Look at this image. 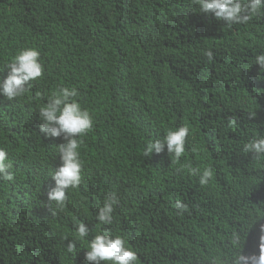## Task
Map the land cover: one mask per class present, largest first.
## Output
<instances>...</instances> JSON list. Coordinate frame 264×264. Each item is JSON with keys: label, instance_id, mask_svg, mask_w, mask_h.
<instances>
[{"label": "trees", "instance_id": "obj_1", "mask_svg": "<svg viewBox=\"0 0 264 264\" xmlns=\"http://www.w3.org/2000/svg\"><path fill=\"white\" fill-rule=\"evenodd\" d=\"M0 264H264V0H0Z\"/></svg>", "mask_w": 264, "mask_h": 264}]
</instances>
